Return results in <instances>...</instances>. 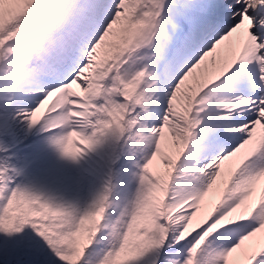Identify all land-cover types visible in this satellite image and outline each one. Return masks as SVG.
Here are the masks:
<instances>
[{"label": "snow or ice", "instance_id": "1", "mask_svg": "<svg viewBox=\"0 0 264 264\" xmlns=\"http://www.w3.org/2000/svg\"><path fill=\"white\" fill-rule=\"evenodd\" d=\"M0 264H264V0H0Z\"/></svg>", "mask_w": 264, "mask_h": 264}]
</instances>
